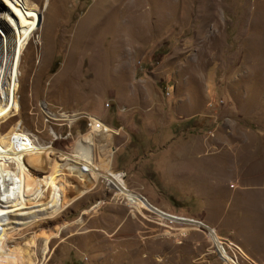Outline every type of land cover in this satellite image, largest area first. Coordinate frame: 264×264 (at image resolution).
Listing matches in <instances>:
<instances>
[{"label":"rangeland","instance_id":"rangeland-1","mask_svg":"<svg viewBox=\"0 0 264 264\" xmlns=\"http://www.w3.org/2000/svg\"><path fill=\"white\" fill-rule=\"evenodd\" d=\"M12 1L41 21L1 133L71 153L91 116L112 132L87 193L0 224V264H236L222 241L264 264V0Z\"/></svg>","mask_w":264,"mask_h":264},{"label":"bare ground","instance_id":"bare-ground-1","mask_svg":"<svg viewBox=\"0 0 264 264\" xmlns=\"http://www.w3.org/2000/svg\"><path fill=\"white\" fill-rule=\"evenodd\" d=\"M40 21L37 7L21 4L17 7L12 0H0V32L5 39V45L0 44V208L15 209L8 213L1 210L0 224L5 219L14 221L8 222L9 230L30 227L60 211L66 202L78 200L106 173L110 162V159L106 161V168L101 162L96 164L92 146L95 135L112 130L92 116L91 132L79 138L71 153L52 144L39 143L22 131L20 124L5 135L1 133L2 124L11 112L18 111L14 100L19 81L17 70ZM98 122L102 128H96ZM38 188L47 190L46 195L36 196ZM6 240L0 237V255L6 253Z\"/></svg>","mask_w":264,"mask_h":264},{"label":"built area","instance_id":"built-area-1","mask_svg":"<svg viewBox=\"0 0 264 264\" xmlns=\"http://www.w3.org/2000/svg\"><path fill=\"white\" fill-rule=\"evenodd\" d=\"M89 126L91 127L92 124V120L89 118ZM102 123L98 122L96 123V128H102L101 126ZM225 241L220 242L221 243V249H223L224 251L228 252L231 256V258H234L236 261V264H240V260L243 263H249V264H254V261L252 262L251 257H249L248 254H246L243 250H241L240 248L235 247L234 249H236L235 251H238V253H234V250H232V248H230L226 243H224ZM231 250L233 251V253L231 252ZM222 264H225L224 262H222ZM242 264V263H241Z\"/></svg>","mask_w":264,"mask_h":264}]
</instances>
